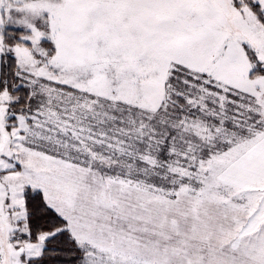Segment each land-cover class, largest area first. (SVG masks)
<instances>
[{"label":"snow or ice","instance_id":"1","mask_svg":"<svg viewBox=\"0 0 264 264\" xmlns=\"http://www.w3.org/2000/svg\"><path fill=\"white\" fill-rule=\"evenodd\" d=\"M0 264H264V0H0Z\"/></svg>","mask_w":264,"mask_h":264}]
</instances>
